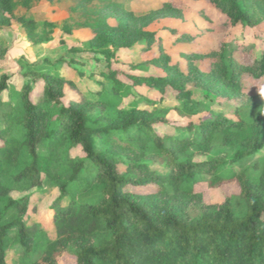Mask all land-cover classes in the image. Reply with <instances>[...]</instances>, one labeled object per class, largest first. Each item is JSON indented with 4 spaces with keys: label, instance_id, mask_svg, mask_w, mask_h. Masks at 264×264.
<instances>
[{
    "label": "trees",
    "instance_id": "trees-1",
    "mask_svg": "<svg viewBox=\"0 0 264 264\" xmlns=\"http://www.w3.org/2000/svg\"><path fill=\"white\" fill-rule=\"evenodd\" d=\"M208 1L231 26L264 23V0ZM30 2L0 0V26L15 21L31 42L49 41L54 24L44 20L38 29ZM79 2L87 8L69 3L62 32L88 27L93 35L69 45L59 61L75 69L84 56L95 60L96 113L63 100L72 81L49 60L26 66L18 84L0 76V264L14 244L27 255L21 264H264V153L242 164L264 148V98L243 93L241 81L247 72L264 75V51L246 66L223 43L209 53L210 67L200 69L195 61L203 54L179 50L183 69L159 41L156 57L119 70V49L140 45L144 52L156 33L129 28L131 15H114L118 24L110 25L114 12L104 5L114 0ZM169 32L173 44L197 37ZM151 67L161 72L151 74ZM189 82L201 88V100ZM168 92L179 103L158 105ZM218 95L236 102L232 116L213 110ZM171 111L181 123L160 132L157 126L172 123ZM42 175L58 191L54 238L23 221L26 195L11 196L39 186ZM202 181L210 188L234 182L239 193L207 203L195 190ZM147 185L154 191L132 190Z\"/></svg>",
    "mask_w": 264,
    "mask_h": 264
},
{
    "label": "rangeland",
    "instance_id": "rangeland-1",
    "mask_svg": "<svg viewBox=\"0 0 264 264\" xmlns=\"http://www.w3.org/2000/svg\"><path fill=\"white\" fill-rule=\"evenodd\" d=\"M70 1V2H68ZM80 0H31L29 10L27 12L33 16L38 22V29L42 28V22L49 20L53 22L54 28L49 41L40 43L31 42L22 26L13 21L9 26H0V76L3 74L10 75L12 80L18 84L21 79H25L22 71L32 62L46 63V60L54 63L50 69H57L60 74L68 76L72 81V86H65L64 101L69 98L79 100L81 103L88 105L92 113H96L100 106L97 105L95 96L99 87L98 77L93 75L97 65L93 58L85 57L75 65V69L67 67L60 63L59 58L62 55H68V46L71 44L81 45L84 41L92 37L93 32L88 27H82L73 32L71 36L62 32V24L69 14L68 6L71 3L75 9H78ZM121 3V10H117V3ZM84 9L86 4H80ZM93 10L102 9V7L88 4ZM113 15L108 17L110 25H116L118 22L114 19V15L123 14L128 18L129 28H141L146 32H155L157 41L154 42L147 50L140 52V45L132 48L119 49V62L113 64V67L119 70L128 71V63L139 62L156 57L159 52V44L164 47L167 53L171 54L172 61L181 62V67L186 68L184 58L179 57L177 51H195L204 56L196 59L195 65L200 69H208L212 63L213 57L209 53H213L226 44L227 53H233L239 62L246 66L253 64L256 56L264 51V23L256 26H231L226 22V17L208 0H114V3L104 5ZM107 10V9H106ZM107 10V11H108ZM24 11V9H22ZM175 28L177 34L188 33L197 36L194 41H182L176 44L172 42L175 35L169 32V28ZM61 40H65L67 44H63ZM186 71V70H185ZM161 70L151 67L149 73L158 74ZM119 77L125 80L120 72ZM243 93L253 95L262 93L264 98V75L254 77L249 72L243 74L242 78ZM187 88L192 90L194 98L202 99V90L195 86L192 82L186 84ZM145 92L144 89L139 91ZM152 95L155 93H151ZM158 98V96H155ZM179 101L168 92L165 97L158 102V105L172 106L178 104ZM236 102L223 95H218L212 104L213 110L223 111L229 116L234 113ZM208 112L202 113L208 116ZM172 123L157 126L160 132H174L173 126L181 123V119L174 111L169 113ZM264 120V112L261 115ZM196 118V117H194ZM264 153V148L254 156L242 164L247 165L255 158ZM134 192H153L154 189L147 185L143 188H132ZM195 190L202 193L203 199L207 203L222 202L225 197L237 195L239 193L238 186L234 183H227L220 187L210 188L206 182L202 181L195 185ZM58 191L49 181L42 175L41 184L30 191L11 192L14 198L27 196V211L24 214L23 221L29 225L39 223L46 234L54 238V230L52 223L51 204ZM27 258L21 247L14 244L10 246L6 252L7 264H21Z\"/></svg>",
    "mask_w": 264,
    "mask_h": 264
}]
</instances>
